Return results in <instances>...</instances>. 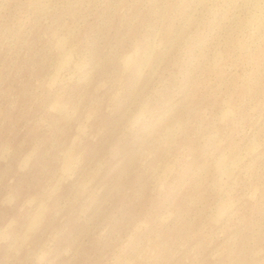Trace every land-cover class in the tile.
<instances>
[{
  "label": "rangeland",
  "instance_id": "rangeland-1",
  "mask_svg": "<svg viewBox=\"0 0 264 264\" xmlns=\"http://www.w3.org/2000/svg\"><path fill=\"white\" fill-rule=\"evenodd\" d=\"M0 264H264V0H0Z\"/></svg>",
  "mask_w": 264,
  "mask_h": 264
}]
</instances>
